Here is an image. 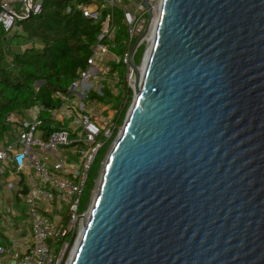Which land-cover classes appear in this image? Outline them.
<instances>
[{"label":"water","instance_id":"water-1","mask_svg":"<svg viewBox=\"0 0 264 264\" xmlns=\"http://www.w3.org/2000/svg\"><path fill=\"white\" fill-rule=\"evenodd\" d=\"M140 1L134 99L68 264H264V0H160L153 21Z\"/></svg>","mask_w":264,"mask_h":264},{"label":"built area","instance_id":"built-area-1","mask_svg":"<svg viewBox=\"0 0 264 264\" xmlns=\"http://www.w3.org/2000/svg\"><path fill=\"white\" fill-rule=\"evenodd\" d=\"M145 1L153 16L160 0ZM114 5V0L94 8L74 5L98 25L84 66L64 89L51 94L48 107L37 102L0 121V256H9L10 264H68L72 256L94 193L91 189L81 211L88 170L98 149L109 142V151L119 136L135 95L130 51L148 24L147 7L134 0L120 7L125 26L120 33ZM41 7L42 0H0V27L9 33L18 21L40 14ZM114 98L111 108L106 101ZM22 220L29 234L21 242L16 234H21Z\"/></svg>","mask_w":264,"mask_h":264},{"label":"trees","instance_id":"trees-1","mask_svg":"<svg viewBox=\"0 0 264 264\" xmlns=\"http://www.w3.org/2000/svg\"><path fill=\"white\" fill-rule=\"evenodd\" d=\"M92 2L42 0L40 14L17 22L12 37L37 41L41 47L32 46L15 52L9 61L0 47V121L10 112H20L37 102H49L51 94L64 89L75 76L76 70L84 66L90 46L98 33V25L84 17L74 5H89ZM6 35L0 27V41L5 40ZM142 51L143 45H140L134 55L136 64L140 62ZM37 81H42V84L34 87ZM126 108L121 111L119 123L122 122ZM108 145L109 142L98 149L94 163L88 170L80 198L81 211L89 200Z\"/></svg>","mask_w":264,"mask_h":264},{"label":"rangeland","instance_id":"rangeland-1","mask_svg":"<svg viewBox=\"0 0 264 264\" xmlns=\"http://www.w3.org/2000/svg\"><path fill=\"white\" fill-rule=\"evenodd\" d=\"M122 1L124 3H128V2H132L134 0H121V2ZM94 2H96V1H94ZM114 2L117 3L118 0H114ZM123 2H122V5H123ZM114 6H115L114 11H115V14H116L115 17H114V21H115L116 26H118V28L120 29V33H122L124 31L125 26H124V23H123V20H122V16H121V8H120L121 5L115 4ZM9 34H11V36L7 34L6 35V37H7L6 41H4V42L2 40L0 41V47H2V49L4 50V52L7 54V60L8 61L10 60V56L13 53H15V52H21L22 50L25 49V46H34V47H37L39 45V42H37V41H29V40H25V39L20 38V37H12V32H10ZM141 45H143V51H142V55H143L144 54V51L147 50V41L144 40L141 43ZM34 87H36V86H34ZM116 102H117V100L115 98L114 99H109L108 101H106V103L111 108H114L116 106ZM42 117L45 119L46 118V113L43 112L42 113ZM107 152L105 154H107ZM49 160L50 161H54V158L53 157H50ZM97 177H98V174H97L96 178ZM96 185H97V181H96V184L95 185L93 184V187H92V189H94V191L96 189Z\"/></svg>","mask_w":264,"mask_h":264},{"label":"crops","instance_id":"crops-1","mask_svg":"<svg viewBox=\"0 0 264 264\" xmlns=\"http://www.w3.org/2000/svg\"><path fill=\"white\" fill-rule=\"evenodd\" d=\"M94 1H96V2H94ZM122 2H121V0H118V2L115 4L121 5L120 7H126L127 3L123 2V5H122ZM101 3H104V0H93V2L91 4H89V6L91 8H94ZM128 5H130V4H128ZM10 32H12V31H10ZM9 33H7V34L11 36V34H9ZM6 39H7V37L5 36V40L3 39V42L6 41ZM30 47H32V46H25V48H30ZM38 47H41V45L39 44L36 48H38ZM20 223H22L21 224V228H22L21 234H16V235H17L18 241L21 240V242H22L23 240L28 239L29 230H28V227H27L26 222L24 220L20 221ZM10 263H11V259L9 256H7V255L6 256H0V264H10Z\"/></svg>","mask_w":264,"mask_h":264},{"label":"bare ground","instance_id":"bare-ground-1","mask_svg":"<svg viewBox=\"0 0 264 264\" xmlns=\"http://www.w3.org/2000/svg\"><path fill=\"white\" fill-rule=\"evenodd\" d=\"M157 12H158V6H156L155 8H154V13H153V16H152V21L156 18V16H157ZM151 21V25L149 26V31H148V34H147V36H146V41H147V49L149 48V46H150V44H151V42H152V39H153V36H152V30H153V28H152V22ZM95 194V191H94V193H93V195ZM83 225H84V223H83ZM82 229H83V227L81 228V230H80V232H79V235H78V237H77V240H76V243H77V241H78V239H79V237H80V235H81V233H82ZM76 243H75V245H76ZM75 245H74V247H75ZM74 247H73V250H74ZM73 250H72V252H71V254L70 255H72L73 254ZM71 257V256H70Z\"/></svg>","mask_w":264,"mask_h":264}]
</instances>
